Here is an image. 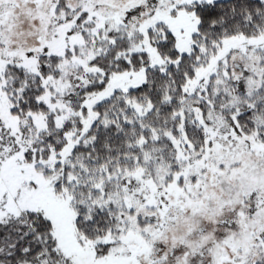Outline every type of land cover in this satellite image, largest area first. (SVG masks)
<instances>
[{"label":"snow or ice","instance_id":"snow-or-ice-1","mask_svg":"<svg viewBox=\"0 0 264 264\" xmlns=\"http://www.w3.org/2000/svg\"><path fill=\"white\" fill-rule=\"evenodd\" d=\"M0 264H264V0H0Z\"/></svg>","mask_w":264,"mask_h":264}]
</instances>
